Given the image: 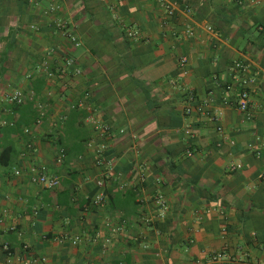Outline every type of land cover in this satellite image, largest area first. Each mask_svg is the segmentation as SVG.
<instances>
[{
	"label": "crops",
	"instance_id": "crops-1",
	"mask_svg": "<svg viewBox=\"0 0 264 264\" xmlns=\"http://www.w3.org/2000/svg\"><path fill=\"white\" fill-rule=\"evenodd\" d=\"M168 1L172 16L158 0H0V262L7 243L43 264H264V0ZM66 56L81 74L49 79L44 64ZM236 61L250 65L247 112L225 102ZM36 85L35 107L8 102ZM92 120L112 130L102 166Z\"/></svg>",
	"mask_w": 264,
	"mask_h": 264
},
{
	"label": "built area",
	"instance_id": "built-area-1",
	"mask_svg": "<svg viewBox=\"0 0 264 264\" xmlns=\"http://www.w3.org/2000/svg\"><path fill=\"white\" fill-rule=\"evenodd\" d=\"M159 3H161V6L164 8L165 12L167 15H174L175 13V5L171 3L168 0H158ZM59 9L58 6H51L50 11L55 12ZM58 27L60 29H63L64 34L68 37L70 42L72 43L74 48H79L82 45V42L80 39L77 37L75 33H73L71 30L66 29L65 25L62 24V22H58ZM209 31H212V27L207 28ZM192 34V33H191ZM127 37L131 39H136L138 38V34L135 31L132 30H127ZM52 53V52H51ZM50 54V52H49ZM187 57H182L181 58V65H185L187 63ZM44 68L46 71V75L48 76L49 79H52L55 77L56 72H59L61 74H66L68 71L74 69V74L80 75L81 70L76 66V62L73 58L66 56L61 59L60 64L57 65L56 70L50 68L46 63L44 64ZM249 71H250V65L248 62L245 61H236L232 67V82L228 85L225 86V91L226 92H235L236 97L233 101L230 102L228 98H225L226 103H233L237 109H239L242 112H247L249 107H250V94L247 90V85L250 81L249 78ZM36 99V94L33 91H27L25 92L24 90H16L13 93H11L7 100L10 104L12 105H22L26 102L29 101H35ZM189 100L192 102L194 101V96L193 93L191 92L189 94ZM37 109H38V117L35 121V124L40 126L44 122V120L47 118L49 115V107L47 104L42 103L37 101ZM202 107L199 108L201 110ZM187 113L191 112V108L188 107L186 110ZM221 118V112L214 113L212 116V120L218 122ZM65 118L62 117L60 120H64ZM3 126L7 125H13L12 122H9L7 120H4L1 122ZM92 124L94 129L99 133L101 137L105 138V141L103 142H98L96 145L94 142H90V146H95V152H96V163L97 165L102 166L107 162L105 158V153L108 151V143L106 142V138L110 137L112 135V130L111 127L107 124H102L97 122L96 120H92ZM217 130L219 132L223 131V128L221 126H218ZM25 133H30L29 128H25L24 130ZM188 154L191 155V150L188 151ZM65 150L61 148L58 153L57 157V162L62 163L64 158H65ZM108 163V162H107ZM240 165L234 166L233 169L240 168ZM45 168H31V174H32V180L38 184H41L44 188L47 189H56L60 185V181L58 178L49 176L48 173L45 171ZM19 174L20 172H16ZM108 174H104L103 176H107ZM104 177L102 179H99L97 182V185L99 188L104 189L105 188V181ZM106 201V195L104 192H100L98 195H96L94 198L91 199V204L94 206H100L104 204ZM156 206L159 210L158 215L160 217H164L167 212L169 211V205L167 199L164 197V195H159L156 198ZM25 248V254L22 257L14 260L13 259V254L10 249L9 244L5 243L2 246L3 251L6 253L7 257L4 262H0V264H43V260L33 256L28 252L27 246ZM223 256L221 255H216L213 256L212 260L216 261L219 258Z\"/></svg>",
	"mask_w": 264,
	"mask_h": 264
},
{
	"label": "trees",
	"instance_id": "trees-1",
	"mask_svg": "<svg viewBox=\"0 0 264 264\" xmlns=\"http://www.w3.org/2000/svg\"><path fill=\"white\" fill-rule=\"evenodd\" d=\"M43 82V81H42ZM40 83V84H43V83ZM36 84H38V83H36ZM38 86H40V85H36L35 87L36 88H34L35 89V94H38L39 93V91H40V88H38ZM29 104L31 105V106H34V102H29ZM20 106V105H19ZM35 107V106H34ZM36 109H37V107H36ZM38 110V109H37Z\"/></svg>",
	"mask_w": 264,
	"mask_h": 264
}]
</instances>
